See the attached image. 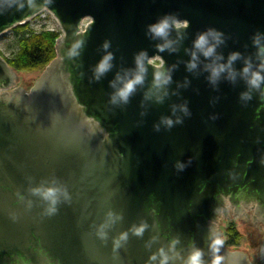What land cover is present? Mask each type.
<instances>
[{
  "label": "water",
  "instance_id": "obj_1",
  "mask_svg": "<svg viewBox=\"0 0 264 264\" xmlns=\"http://www.w3.org/2000/svg\"><path fill=\"white\" fill-rule=\"evenodd\" d=\"M44 7L60 34L55 56L29 93L14 85L17 74L0 55V258L7 264H160L163 249L168 264H184L200 249L203 264L215 256L220 264H252L240 250L220 244L213 251L221 233L212 222L218 218L213 198L218 188L244 182L264 207V84L250 89L239 75L235 81L222 75L213 85L204 70L210 59L200 56L193 71L187 62L196 37L214 29L222 34L216 49L222 63L237 52V72L245 59L256 70L253 39L264 34V0H0V34ZM164 16L189 23L170 31L175 51H160L162 41L148 32ZM109 52L112 68L97 80L94 68ZM141 52L160 57L163 68L146 64L144 82L128 103H110L111 83L136 68ZM157 70L171 75L159 90ZM183 104L189 114L177 109L173 115V106ZM177 116L182 122L171 128L160 124ZM52 181L69 198L61 197L48 215L46 202L30 189ZM109 212L120 219L101 239L97 229ZM141 224L147 227L138 236L132 229ZM121 233L127 240L114 248ZM18 255L23 263H9Z\"/></svg>",
  "mask_w": 264,
  "mask_h": 264
},
{
  "label": "clouds",
  "instance_id": "obj_2",
  "mask_svg": "<svg viewBox=\"0 0 264 264\" xmlns=\"http://www.w3.org/2000/svg\"><path fill=\"white\" fill-rule=\"evenodd\" d=\"M189 26L187 20L180 21L172 16H164L159 21L148 26V32L152 35L154 39H159L162 43L157 45L160 51L169 49L175 51L176 49L173 45L176 41L169 38L170 31L174 28L176 30L186 29ZM264 34H257L253 39V44L257 48L256 59L259 60V64L256 65V70H253V63L251 59H245L244 67L240 72H237L233 67V62L240 57V53H231L226 62L223 61V56L218 54L216 49L223 43L222 34L215 31L214 29H209L203 33H200L196 39L193 41V47L189 51L191 59L187 62V69L193 71L198 67L200 62V56H203L206 60L210 59V63L204 65V70L209 73L208 79L213 85L221 78L222 75L230 81H235L237 75L244 79L250 89H260L261 85L264 84ZM78 46V45H77ZM104 48H108V44H104ZM113 55L112 53L105 54L102 59L97 63L94 68L95 79L99 80L106 72L112 68ZM136 68L134 70L125 71L124 75L121 76L117 74L116 80L111 83L114 92L110 96V103L114 105L127 104L129 97L135 92L138 85H142L146 73V64L153 65L156 69H162L164 61L160 57L147 58L145 52L139 53L135 58ZM171 81L170 71L157 70L154 73L153 87L157 90L166 86ZM166 95V92H165ZM242 98H249L248 93H242ZM147 98V97H146ZM157 101H161L162 97L157 96ZM177 109L183 112L184 115H188L189 111L186 104L174 105L173 115L176 114ZM182 118L180 116L176 117L173 121L170 117H162L160 124L164 125L166 128H171L174 123H181ZM160 124L155 125L156 130L160 128ZM179 169H183V164H177ZM33 195L38 196L42 201L46 202L45 213L51 215L56 212V205L60 202L61 197L65 200L69 198L68 192L61 186H58L55 181L48 184L41 183L39 186L30 189ZM120 219L119 216L114 215L112 212L107 214V218L104 223L99 225L97 229V235L101 239L107 237V231L116 220ZM147 227L146 224H141L138 227H133L132 231L136 235H142L144 229ZM127 240V233H121L120 236L114 239V248H119L122 241ZM222 241L220 239H214L212 241L211 247L213 251H218L217 245H220ZM202 251L200 249H194L184 264H203L202 261ZM160 264H168L169 257L165 254L163 249L160 250ZM151 260H156V255L154 254L150 257ZM221 257L215 256L211 261V264H220Z\"/></svg>",
  "mask_w": 264,
  "mask_h": 264
},
{
  "label": "flooded vegetation",
  "instance_id": "obj_3",
  "mask_svg": "<svg viewBox=\"0 0 264 264\" xmlns=\"http://www.w3.org/2000/svg\"><path fill=\"white\" fill-rule=\"evenodd\" d=\"M35 80L31 81V83L20 84V86L26 91V93H29ZM250 190L251 189H249L244 182H242V184L238 183L233 187H228L226 190L218 188V191L213 198L215 201L214 210L217 213L218 218L217 220H212V222L216 223L221 231L219 239L222 241L221 244L223 246L229 250L242 251L252 264H264V207L258 202L256 195L247 194ZM22 198L23 195L19 194L16 203H20ZM234 220L240 221L242 225L241 230L238 229ZM223 222H225L226 225L221 229L220 223ZM230 223H233L239 231L238 241L229 238L225 232ZM242 237L246 238L248 242L247 248H240V240ZM2 261L3 259L1 257L0 264H7V260H4V263ZM13 261L17 263L22 261L23 263V260L20 259L19 255L15 257V259H10L9 263H12Z\"/></svg>",
  "mask_w": 264,
  "mask_h": 264
},
{
  "label": "trees",
  "instance_id": "obj_4",
  "mask_svg": "<svg viewBox=\"0 0 264 264\" xmlns=\"http://www.w3.org/2000/svg\"><path fill=\"white\" fill-rule=\"evenodd\" d=\"M13 30L16 49L8 56L0 52L12 69L18 73L23 70H36L37 73L55 56V42L60 30L34 29L26 24H16ZM28 83H31L29 81ZM226 234L234 241L239 240V231L230 223Z\"/></svg>",
  "mask_w": 264,
  "mask_h": 264
},
{
  "label": "rangeland",
  "instance_id": "obj_5",
  "mask_svg": "<svg viewBox=\"0 0 264 264\" xmlns=\"http://www.w3.org/2000/svg\"><path fill=\"white\" fill-rule=\"evenodd\" d=\"M15 49H16V43H15L13 30L12 28H9L0 34V52L3 55L8 56ZM16 74H17V79H16V83L14 84L15 86L20 85V84H26L29 81H34L36 76L38 75L36 70H23ZM234 222L236 223V226L238 227V229L241 230L242 225L240 221L234 220ZM220 224H221V229H223V227L226 225L225 222L220 223ZM247 243L248 242L246 238L242 237L240 240V248H243V247L247 248L248 247Z\"/></svg>",
  "mask_w": 264,
  "mask_h": 264
},
{
  "label": "built area",
  "instance_id": "obj_6",
  "mask_svg": "<svg viewBox=\"0 0 264 264\" xmlns=\"http://www.w3.org/2000/svg\"><path fill=\"white\" fill-rule=\"evenodd\" d=\"M88 21V18H83L80 21L79 28L83 29ZM34 29L46 28V29H58L60 27L54 15L47 9L41 8L38 11L34 12L28 19H24L17 24H26Z\"/></svg>",
  "mask_w": 264,
  "mask_h": 264
}]
</instances>
